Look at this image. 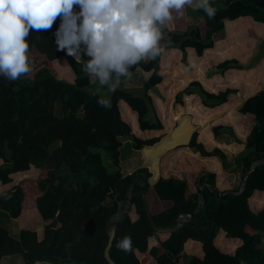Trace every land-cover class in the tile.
Wrapping results in <instances>:
<instances>
[{"label":"trees","instance_id":"16d2710c","mask_svg":"<svg viewBox=\"0 0 264 264\" xmlns=\"http://www.w3.org/2000/svg\"><path fill=\"white\" fill-rule=\"evenodd\" d=\"M210 3L217 9L214 19L195 4L182 14L173 12L166 28L185 36L175 45L161 43L154 59L132 69L141 79L139 96L118 89L103 97L109 100L107 108L97 103L102 97L84 92L99 86L83 71L87 57L79 65L57 50L53 33L59 19L49 31L31 32L32 73L14 82L0 77V208L12 202L15 209L10 216L18 227L15 240L0 226V258L19 254L23 264H108L103 251L112 229L107 254L113 264H264V243L256 245L264 234V151L260 150L264 146L255 145L264 133V88L244 98L237 109L238 124L248 132L235 160L239 177L243 179L258 162L241 190L229 187L224 174L206 172L193 156L180 155L174 161L177 175L168 174L152 187L147 185L145 169L130 175L121 170L122 163L140 156L142 146L157 141L133 135L127 122L130 113L140 131L162 129L149 96L162 80L161 52L178 50L184 64L186 48L199 57L223 38L224 22L247 16L264 24V0ZM260 42L264 46V40ZM232 63L211 66L210 74L242 68ZM237 93L224 89L212 94L190 82L173 102L181 106V96L194 94L199 99L194 103L211 109L235 99ZM211 132L214 139L224 133L233 137L229 127L215 126ZM187 147L199 149L203 156H217L224 166L217 150L201 153L195 133ZM83 170L89 181L79 180ZM129 214L135 216L133 221ZM180 215L187 218L178 225ZM125 235L132 238L129 253L116 247ZM151 236L156 243L148 248Z\"/></svg>","mask_w":264,"mask_h":264},{"label":"crops","instance_id":"0c3cea01","mask_svg":"<svg viewBox=\"0 0 264 264\" xmlns=\"http://www.w3.org/2000/svg\"><path fill=\"white\" fill-rule=\"evenodd\" d=\"M188 16V28H192L193 18L191 15ZM184 36L185 32L165 28V38L161 43L163 45H175ZM260 40H264V24L244 16V18L224 22L223 38L216 41L210 49L203 51L201 56L197 57L191 48H186L184 50V64L181 63V54L178 50L168 48L161 52L159 74L162 80L150 90L149 96L162 129L140 131L137 127L135 115L130 113L127 122L130 124L133 135L143 141L158 139L174 127L175 122L181 115L187 114L190 116V122L197 126L195 131L196 144L202 148L201 153L217 150L224 157V166L217 156H203L197 148L180 147L169 151L161 159L160 178H165L168 174L177 175L174 161L180 155L193 156L201 162L206 172L224 174L229 187L238 186L239 188L240 177L235 160L243 150V143L248 132L243 131L238 124L237 109L244 98L252 95L260 88H264V46L260 44ZM257 53L258 57L254 58ZM223 61L233 62L232 66L237 63L242 68L240 70L230 68L220 75L210 74L211 66L220 65ZM77 63L79 64V61ZM190 82H197L202 90L212 94L224 89L237 90V97L211 109L202 107L199 103H194L193 101H199L194 94L186 97L182 96L181 106L175 104L173 102L174 95L187 87ZM119 89L134 96H139L141 94V79L135 74L130 80L122 78ZM105 91L99 86L84 89V92L88 95L96 94L102 98L110 94L105 96ZM81 112L79 110L78 114H81ZM215 126L229 127L233 137L224 133L214 139L211 129ZM106 164H109V162L106 161ZM140 164V156L135 154L130 161L121 164L122 174L130 175L139 170ZM81 174L83 176L79 180H90L88 171L83 170ZM86 178L88 180H85ZM14 209L10 201L0 208V226L6 230L11 238L17 240V223L10 216V212ZM129 216L130 220L135 219L133 214H129ZM155 243L153 236L147 239L148 248L154 246ZM186 258L187 256L183 255L185 262ZM51 261L57 263L58 260ZM0 264H23V261L19 254H13L1 257Z\"/></svg>","mask_w":264,"mask_h":264},{"label":"clouds","instance_id":"9594fccd","mask_svg":"<svg viewBox=\"0 0 264 264\" xmlns=\"http://www.w3.org/2000/svg\"><path fill=\"white\" fill-rule=\"evenodd\" d=\"M193 4L215 18L210 0H0V77L14 82L31 74V32L49 31L59 19L53 33L57 50L77 61L86 56L83 71L105 96L115 93L134 67L160 53L173 12L182 14ZM97 103L110 106L106 98ZM116 247L132 252L131 236Z\"/></svg>","mask_w":264,"mask_h":264},{"label":"water","instance_id":"95a60500","mask_svg":"<svg viewBox=\"0 0 264 264\" xmlns=\"http://www.w3.org/2000/svg\"><path fill=\"white\" fill-rule=\"evenodd\" d=\"M197 129L196 125H193L190 122V116L183 114L175 122L174 127L167 133L160 136L157 141L153 142L150 145H144L139 149L141 164L138 169H145L149 176L146 179L147 185L152 187L160 179V161L169 151H172L178 147L188 146L192 135ZM258 164L254 162L245 177L242 179V184L239 188L241 190L244 185V180L246 176L253 170V168ZM197 195L200 197L199 188L197 189ZM222 197V196H221ZM199 205H202V198H200ZM181 223L178 222V225ZM113 237V230L109 231L108 240L106 247L103 251V257L108 264H113L109 259L107 251L110 247L111 240ZM33 264H41L38 261H35Z\"/></svg>","mask_w":264,"mask_h":264},{"label":"rangeland","instance_id":"374dc122","mask_svg":"<svg viewBox=\"0 0 264 264\" xmlns=\"http://www.w3.org/2000/svg\"><path fill=\"white\" fill-rule=\"evenodd\" d=\"M183 96H185L186 97V95H183ZM182 97V96H181ZM197 97V96H196ZM183 98V97H182ZM198 98V97H197ZM128 120H129V117H128ZM171 124V123H170ZM261 126L263 127V128H261V129H263V131H264V124H261ZM254 140L256 139V137H254L253 138ZM264 133L262 134V135H260V137H258V139L255 141V145L257 146V149H259V147H261V146H264ZM261 143H263V144H261ZM259 145H261V146H259ZM261 151H264V149H260ZM106 161H108L107 160V158L103 155V162H104V164L109 168L110 166H109V164H106ZM231 162H233L232 160H231ZM144 176H145V174H144ZM242 184V179L240 178V185ZM240 187V186H239ZM239 189V188H238ZM261 243H260V242ZM259 241L256 239V245L257 246H260V245H262V243H264V234H260V236H259Z\"/></svg>","mask_w":264,"mask_h":264},{"label":"built area","instance_id":"2783aa9c","mask_svg":"<svg viewBox=\"0 0 264 264\" xmlns=\"http://www.w3.org/2000/svg\"><path fill=\"white\" fill-rule=\"evenodd\" d=\"M186 216H183V215H180L179 217H178V222H183V221H186Z\"/></svg>","mask_w":264,"mask_h":264}]
</instances>
